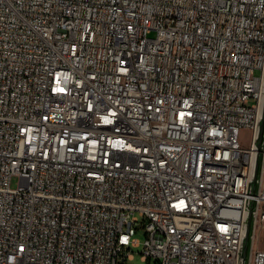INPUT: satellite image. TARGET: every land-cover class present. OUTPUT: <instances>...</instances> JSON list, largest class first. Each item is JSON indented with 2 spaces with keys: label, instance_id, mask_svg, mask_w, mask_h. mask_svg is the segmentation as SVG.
Returning a JSON list of instances; mask_svg holds the SVG:
<instances>
[{
  "label": "built area",
  "instance_id": "2783aa9c",
  "mask_svg": "<svg viewBox=\"0 0 264 264\" xmlns=\"http://www.w3.org/2000/svg\"><path fill=\"white\" fill-rule=\"evenodd\" d=\"M138 228L264 264V0H0V264H127Z\"/></svg>",
  "mask_w": 264,
  "mask_h": 264
},
{
  "label": "rangeland",
  "instance_id": "374dc122",
  "mask_svg": "<svg viewBox=\"0 0 264 264\" xmlns=\"http://www.w3.org/2000/svg\"><path fill=\"white\" fill-rule=\"evenodd\" d=\"M250 131L246 128H243L241 130V134H240V143L243 147H249L250 145ZM19 183V177L17 176H13L12 180H11V186L13 188H16L18 186ZM136 239H138L139 244L137 246H133L132 247V252L134 253V258L128 260L127 264H155L154 261H152L151 263L149 261H144L142 260V255L141 252L143 250V243L145 241V232L143 230V228H138L135 236Z\"/></svg>",
  "mask_w": 264,
  "mask_h": 264
}]
</instances>
